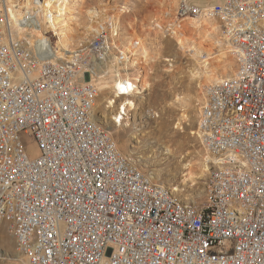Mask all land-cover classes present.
I'll use <instances>...</instances> for the list:
<instances>
[{"label":"built area","instance_id":"2783aa9c","mask_svg":"<svg viewBox=\"0 0 264 264\" xmlns=\"http://www.w3.org/2000/svg\"><path fill=\"white\" fill-rule=\"evenodd\" d=\"M6 2L0 231L16 239L25 258L16 264H264V0L212 7L239 68L209 88L200 117L215 158L200 202L154 181L93 119L103 40L68 62L39 64L17 37L31 14L19 2L15 28ZM194 4L181 0L180 13H196Z\"/></svg>","mask_w":264,"mask_h":264},{"label":"bare ground","instance_id":"6f19581e","mask_svg":"<svg viewBox=\"0 0 264 264\" xmlns=\"http://www.w3.org/2000/svg\"><path fill=\"white\" fill-rule=\"evenodd\" d=\"M157 1L160 9L152 24L150 23L151 29L148 32L155 29L158 33L162 32L176 38L180 49L194 61L190 76L198 90V118L196 131L192 132V135L200 145L199 148L188 152L195 153L193 157L195 160L188 165L196 167L198 173L204 176L210 174V162L215 158L203 145V135L199 128L200 117L208 100L209 88L235 75L239 68V60L232 40L224 33L222 24L213 14V5L222 0H195L202 3L200 9L196 13L188 14L180 13L181 0ZM19 2L31 15L23 18L24 32L19 33L17 37L23 41L27 52L39 64L44 60L68 62L77 52L90 49L95 39L103 40L107 59L105 62H99L93 56L91 70L92 82L99 89L98 98L92 109L93 119L100 122L113 137V132L117 129L122 130L125 126H130L133 116L131 111L140 104L145 97V91L152 87V83L147 69L150 59V33L137 34L132 32L130 27L126 28L124 33L121 31L124 27L122 17L128 12V7L120 5L117 0H100L93 5L85 4V0H7L10 13L8 20L15 24V28L18 26L21 12L17 8ZM34 22L37 26L30 27V23ZM47 42L49 48H46ZM143 67L146 68L145 71L141 69ZM85 81L81 74L79 83ZM187 100L184 97H176L173 103L179 108L175 128L181 132H185V125L193 124ZM117 101L122 104L119 106L116 103L120 111L116 117H111L114 126L107 127L104 122L110 119V112L115 110ZM101 107L105 109L104 113H101ZM137 109H142L141 105ZM101 116L104 119H101ZM156 116L160 117L158 114ZM194 145L196 143L192 144ZM172 190L175 192L180 189ZM20 255L22 259H15V263L8 264L25 261L24 256L21 253ZM9 258L13 260L12 257Z\"/></svg>","mask_w":264,"mask_h":264},{"label":"rangeland","instance_id":"374dc122","mask_svg":"<svg viewBox=\"0 0 264 264\" xmlns=\"http://www.w3.org/2000/svg\"><path fill=\"white\" fill-rule=\"evenodd\" d=\"M99 1L85 0V4L93 5ZM117 2L128 7V12L122 17L123 33L129 27L137 34L150 33V59L147 69L152 87L145 91V97L136 109L131 111L133 113L131 125L125 126L122 130L117 129L113 135L121 151L132 160H136L139 167L154 181L172 189L178 188L180 190L175 192L179 191L184 196L200 202L205 197L209 173L201 176L196 167L188 165L195 160L193 158L195 153L188 154V152L199 148L200 145L192 135V132L196 131L198 118V90L190 76L194 61L180 49L176 38L164 35L162 32L158 33L155 29L148 32L151 29V22L160 9L157 0H117ZM196 2H194L195 7L200 8L202 3ZM141 69L146 70L145 67ZM176 97H184L190 104L193 124L185 125V132L175 128L179 113V108L173 104ZM116 103L122 105L120 101L115 102V110L110 112V119L104 122L107 127L114 126L111 117H116L120 111ZM139 105L142 107L140 110L137 109ZM100 111L104 113L105 109L101 107ZM193 143L196 145L192 146ZM33 145L36 146L34 142ZM15 259H22L16 248V239L2 230L0 231V264L15 263Z\"/></svg>","mask_w":264,"mask_h":264}]
</instances>
